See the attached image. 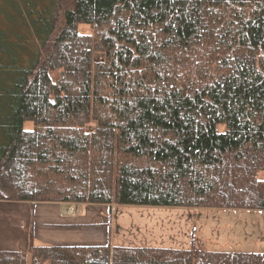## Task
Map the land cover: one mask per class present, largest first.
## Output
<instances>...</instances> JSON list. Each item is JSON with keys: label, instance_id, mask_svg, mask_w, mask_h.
I'll use <instances>...</instances> for the list:
<instances>
[{"label": "trees", "instance_id": "1", "mask_svg": "<svg viewBox=\"0 0 264 264\" xmlns=\"http://www.w3.org/2000/svg\"><path fill=\"white\" fill-rule=\"evenodd\" d=\"M0 202L264 211V0H0ZM0 264L264 253L31 244Z\"/></svg>", "mask_w": 264, "mask_h": 264}, {"label": "rangeland", "instance_id": "2", "mask_svg": "<svg viewBox=\"0 0 264 264\" xmlns=\"http://www.w3.org/2000/svg\"><path fill=\"white\" fill-rule=\"evenodd\" d=\"M84 206L91 215L97 216L101 209L110 213L111 241L125 246L121 248L189 250L195 244L209 252L264 253V211ZM68 207V213L75 216L80 205Z\"/></svg>", "mask_w": 264, "mask_h": 264}, {"label": "crops", "instance_id": "3", "mask_svg": "<svg viewBox=\"0 0 264 264\" xmlns=\"http://www.w3.org/2000/svg\"><path fill=\"white\" fill-rule=\"evenodd\" d=\"M83 206L71 216L67 204L0 202V252L26 253L31 244L125 247L112 244L110 213L101 209L91 215Z\"/></svg>", "mask_w": 264, "mask_h": 264}]
</instances>
